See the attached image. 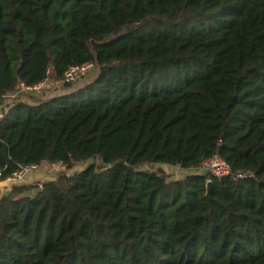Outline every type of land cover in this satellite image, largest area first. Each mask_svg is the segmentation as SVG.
<instances>
[{"label": "trees", "instance_id": "trees-1", "mask_svg": "<svg viewBox=\"0 0 264 264\" xmlns=\"http://www.w3.org/2000/svg\"><path fill=\"white\" fill-rule=\"evenodd\" d=\"M89 62L0 120V182L88 163L0 197V264H264V0H0V100Z\"/></svg>", "mask_w": 264, "mask_h": 264}, {"label": "rangeland", "instance_id": "rangeland-1", "mask_svg": "<svg viewBox=\"0 0 264 264\" xmlns=\"http://www.w3.org/2000/svg\"><path fill=\"white\" fill-rule=\"evenodd\" d=\"M97 67L90 71L83 79H81L79 82H77L74 85H68V87L73 88V87H78L86 83L87 81L93 80V78L97 75ZM66 85L62 84H57L55 85V82L49 77L48 78V85L39 93H23L21 91L14 90L10 94H7L5 98L1 100L0 105L2 106V114L6 113L12 106L15 104L19 103H34V102H41L43 100H46L49 96H54L58 95L59 92H62L63 88H65ZM4 112V113H3ZM88 163H78L75 164L73 168L70 170H66L63 167H54L52 168L50 164L44 163V165L41 168H38L34 170L31 174L28 175L26 180H24L23 183H19L16 186H30V187H35L37 185H40L42 182L47 181L48 179H54L56 176L60 173H65L66 175L70 176L73 175L74 173H77L81 171ZM145 170L148 171H160L163 173L165 176L168 177L169 180H177L185 175H187L189 172L183 171L179 169L178 167H171L167 165H151L148 167H145ZM44 175H39L43 174ZM39 173V174H38ZM39 175L40 179L39 181L34 180V176ZM29 182H31V185H26ZM4 189L7 191H10L12 187H14L11 184H6L4 183ZM36 189H30L26 195L28 196H33L35 193Z\"/></svg>", "mask_w": 264, "mask_h": 264}, {"label": "built area", "instance_id": "built-area-1", "mask_svg": "<svg viewBox=\"0 0 264 264\" xmlns=\"http://www.w3.org/2000/svg\"><path fill=\"white\" fill-rule=\"evenodd\" d=\"M96 68L95 63L89 62L82 65L71 66L69 67L63 74L61 81H58L59 84L62 85H74L83 79L90 71ZM47 76L49 75V71L46 72ZM48 85V78L44 79L39 84L34 86H27L23 83L18 84L15 90L21 91L23 93H39ZM4 96L3 98H5ZM2 98V99H3ZM1 103V100H0ZM2 106L0 105V120L3 118L2 114ZM52 168L61 167L60 164H52L50 165ZM37 169V166H23L19 167L17 170L12 172L8 177L5 178L3 183L18 185L19 183H23L26 177L31 174L34 170ZM192 173L197 174H207L213 178H225L231 175V171L229 166L218 156H212L211 158L202 162L199 169L196 171H191ZM246 173L237 174L236 177L244 178L246 177Z\"/></svg>", "mask_w": 264, "mask_h": 264}, {"label": "crops", "instance_id": "crops-1", "mask_svg": "<svg viewBox=\"0 0 264 264\" xmlns=\"http://www.w3.org/2000/svg\"><path fill=\"white\" fill-rule=\"evenodd\" d=\"M94 79V78H93ZM92 80H90V81H87L86 83H84L83 85H81V86H78V87H73V88H70V87H65V88H63L62 90H60V91H62V92H59V94L58 95H54V96H49L48 98H53V97H58V96H64V95H66V94H69V93H71L72 91H74V90H77V89H79V88H82V87H84L85 85H87V84H89L90 82H91ZM55 82V81H54ZM56 83L57 84H59L58 82H55V85H56ZM47 98V99H48ZM9 111V110H8ZM8 111L6 112V113H4V114H8ZM44 165V163L43 164H41L40 166H38L37 167V169L38 168H41L42 166ZM43 174H39V175H44V172H42ZM39 175H36V176H34V180L35 181H39V179H40V176ZM28 177V176H27ZM26 177V178H27ZM26 180V179H25ZM50 180H53V178L52 179H48L47 181H50ZM31 184V182H29L28 184H26V185H30ZM4 183L3 182H0V197L1 196H3V195H5V194H7L8 193V191L6 190V189H4ZM36 192V191H35ZM35 194V193H34Z\"/></svg>", "mask_w": 264, "mask_h": 264}, {"label": "water", "instance_id": "water-1", "mask_svg": "<svg viewBox=\"0 0 264 264\" xmlns=\"http://www.w3.org/2000/svg\"><path fill=\"white\" fill-rule=\"evenodd\" d=\"M207 191L210 189V183L207 184Z\"/></svg>", "mask_w": 264, "mask_h": 264}]
</instances>
